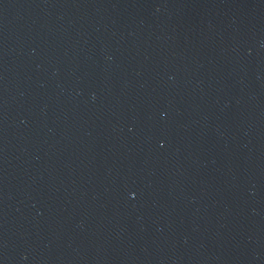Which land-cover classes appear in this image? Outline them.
<instances>
[{
    "label": "water",
    "instance_id": "water-1",
    "mask_svg": "<svg viewBox=\"0 0 264 264\" xmlns=\"http://www.w3.org/2000/svg\"><path fill=\"white\" fill-rule=\"evenodd\" d=\"M0 264H264V0H0Z\"/></svg>",
    "mask_w": 264,
    "mask_h": 264
}]
</instances>
